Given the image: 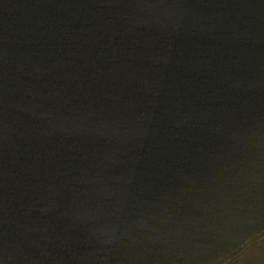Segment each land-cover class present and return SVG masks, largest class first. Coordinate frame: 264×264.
Masks as SVG:
<instances>
[{"label":"water","instance_id":"1","mask_svg":"<svg viewBox=\"0 0 264 264\" xmlns=\"http://www.w3.org/2000/svg\"><path fill=\"white\" fill-rule=\"evenodd\" d=\"M0 264H264V0H0Z\"/></svg>","mask_w":264,"mask_h":264}]
</instances>
